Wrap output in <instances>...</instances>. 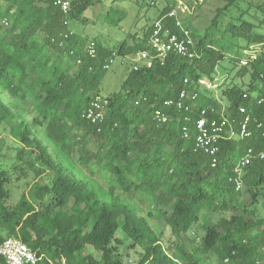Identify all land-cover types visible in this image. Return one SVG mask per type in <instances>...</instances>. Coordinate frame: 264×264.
I'll list each match as a JSON object with an SVG mask.
<instances>
[{"label":"trees","instance_id":"obj_1","mask_svg":"<svg viewBox=\"0 0 264 264\" xmlns=\"http://www.w3.org/2000/svg\"><path fill=\"white\" fill-rule=\"evenodd\" d=\"M99 1L71 0L65 14L53 0H0V124L20 144L14 157L0 148V244L20 237L41 256L36 264H264V217L253 209L264 195V159L244 167L241 190L230 181L247 148L264 147V49L240 65V73L250 76L246 88L221 89L225 114L234 122L241 118L238 106L248 108L253 136L224 139L215 167L195 150L193 136L202 109L220 115L218 99L201 92L199 80H215L227 55L240 63L245 46L264 45V0H247L244 9L226 0L199 33L185 23L198 56L172 54L163 64L131 66L95 125L82 114L101 93L106 62L114 53L125 58L147 49L152 32L151 25L146 41L134 47L123 41L111 48L65 23L80 20ZM90 40L95 57L88 53ZM195 87L198 97L185 100L188 108L166 106V100H179L183 88ZM157 108L167 112L168 122L154 118ZM26 148L33 155L28 166L18 160ZM29 169L37 177L32 191L14 201L12 189ZM145 198L153 211L134 206ZM201 218L204 235L196 244L188 234ZM155 220L170 228L175 240L169 247ZM87 246L100 257L85 252ZM131 250L137 251L133 259ZM0 264H7L2 256Z\"/></svg>","mask_w":264,"mask_h":264},{"label":"rangeland","instance_id":"obj_2","mask_svg":"<svg viewBox=\"0 0 264 264\" xmlns=\"http://www.w3.org/2000/svg\"><path fill=\"white\" fill-rule=\"evenodd\" d=\"M179 0H100L94 6L88 8L83 17L80 20H70L69 28L75 32L81 34V36L87 39H96L103 43L107 47L117 48L118 44L123 41L127 42V45L134 47L139 42L146 41L147 29L152 23L160 16L161 12L167 6L177 5ZM188 6V10L183 14L185 23H190L192 28L196 31L202 32V30L210 23V20L214 17L217 9L222 8L226 4V0H180ZM239 5L247 8V0H237ZM258 1V0H248ZM237 13V9L233 10ZM251 18L250 15H247ZM228 16H225L222 21V27L226 26ZM257 22V19H255ZM264 31V24L262 26ZM244 44V42H240ZM245 45V44H244ZM251 47V46H250ZM247 46L244 49H253ZM257 52L264 49V45L258 44L254 47ZM136 51V50H135ZM133 50L129 53L128 57H122L117 54L114 58V62L111 68L108 69L102 84L100 92L104 97H107L111 93L120 89L121 83L128 74V70L132 66V59L136 54ZM244 53V51H243ZM240 63H237L231 59V55L224 57L219 63L216 70L215 80H209L205 78L209 84L198 83L197 87L201 92L209 91V95L218 99L220 107L227 105L226 98L222 95L221 89L227 86L239 85L247 87L250 76L249 73H240ZM212 85V86H211ZM193 88L190 91L196 90ZM254 94V93H253ZM20 144L12 137L9 126L7 124H0V148L3 149L9 156H16L17 147ZM91 143L90 147H93ZM30 150L26 148L23 158L18 159L22 164L28 166L26 161L32 158ZM6 163V162H4ZM37 167L38 163H36ZM37 179L35 172L29 169V176L26 179L16 182V185L12 189L13 199L18 200L22 192L30 194L32 191V183ZM44 181H48V175L43 176ZM264 192V183L262 184ZM244 197L247 201L251 198L247 192H244ZM134 206L143 209V213L153 211L149 206L148 200L145 198L143 201L136 199ZM256 213L260 217H264V195L253 205ZM157 229L162 233L163 243L166 247H169L174 242V237L171 234L170 228L166 226L162 221L155 220ZM203 219L193 225L189 232V236L195 239L196 244H200V241L204 235V228L202 226ZM85 252L93 253L97 258L100 257V252L95 251L92 247L87 246ZM137 256L136 250L129 252V258L133 259Z\"/></svg>","mask_w":264,"mask_h":264},{"label":"built area","instance_id":"obj_3","mask_svg":"<svg viewBox=\"0 0 264 264\" xmlns=\"http://www.w3.org/2000/svg\"><path fill=\"white\" fill-rule=\"evenodd\" d=\"M177 5H173L170 10L163 16L158 17L152 23V32L148 42V48L139 50L136 55L131 58L132 66L138 69L142 65L151 66L153 62L157 61L164 63L170 55H177L181 58L193 60L198 56L195 39L192 37V30L185 26L183 14L189 9L186 4L178 1ZM55 6L59 7L65 14H68L71 9V0H53ZM172 19V23L168 24L166 19ZM6 25L9 24L7 18L4 19ZM69 24V20L65 21ZM256 45H251L250 48L245 49L244 55L240 60V65L245 66L256 57ZM88 53L92 57L97 55V47L95 40H90L88 45ZM116 54L109 58L105 64L106 69H110L114 62ZM80 62V60H78ZM188 79H185V84ZM199 83L209 84L204 78L200 79ZM210 86V84L208 85ZM212 86V85H211ZM198 91L187 90L183 88L180 91L179 100L175 101L169 99L165 101L166 106L177 104L179 108L186 106V99H196ZM244 97H248L245 93ZM262 98L259 102H262ZM188 108V106H186ZM107 110V98L101 93H96L92 97L89 106L84 110L82 116L91 123L98 125L105 117ZM226 105L220 107L218 113L219 117H210L206 109H202L200 117L194 123L193 136L194 148L201 151L210 157V162L215 167L219 161V153L221 149V142L229 139L245 140L253 136L251 129L252 117L248 108L241 104L237 108L238 114L241 118L238 122H234L230 115L225 114ZM154 118L160 123H166L169 120V115L162 108L154 110ZM257 127H262L261 123ZM185 129V137L190 136V131ZM100 130V127L98 128ZM264 159V147L257 150L253 147H248L243 158L238 162L235 173L230 176V181L235 186L236 190L243 188L242 175L244 167L254 160ZM0 256H2L7 264H36L41 256L31 248L20 237H8L0 244Z\"/></svg>","mask_w":264,"mask_h":264}]
</instances>
